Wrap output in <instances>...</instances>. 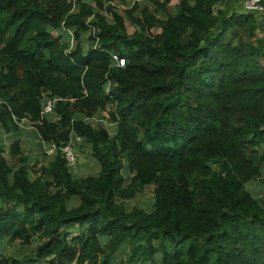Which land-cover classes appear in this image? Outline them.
<instances>
[{"label": "trees", "instance_id": "16d2710c", "mask_svg": "<svg viewBox=\"0 0 264 264\" xmlns=\"http://www.w3.org/2000/svg\"><path fill=\"white\" fill-rule=\"evenodd\" d=\"M141 1L0 0V125L28 120L56 149L29 166L14 141V169L0 146V242L31 248L0 264H113L120 251L123 264H264V191L249 188L264 190V20L234 0ZM73 136L96 176H75ZM146 187L152 211L128 209Z\"/></svg>", "mask_w": 264, "mask_h": 264}, {"label": "rangeland", "instance_id": "374dc122", "mask_svg": "<svg viewBox=\"0 0 264 264\" xmlns=\"http://www.w3.org/2000/svg\"><path fill=\"white\" fill-rule=\"evenodd\" d=\"M87 1L91 2V0H87ZM244 2L245 0H234L233 4L239 8L242 6L241 10L244 11ZM140 4L143 6H149L151 8L153 7V3L150 0L141 1ZM117 6L118 7L116 9L118 10V12L123 14L124 7L122 6V3L121 4L118 3ZM220 6L224 7L225 5L222 4ZM132 7H134V4L130 3L127 8H132ZM174 11L175 9L173 8L172 12ZM259 20L263 21L264 16H259ZM127 26L130 32L134 31V27L131 25L129 20H127ZM54 35L59 36L60 33L54 32ZM68 35H69V39L67 38V40L71 39L73 41V37L70 35V33H68ZM258 36L259 38L264 39V30L259 31ZM66 37L63 36V38H66ZM88 37H89V34L84 37V42H86ZM72 41H71V46H73L74 44V42L72 43ZM106 118H108L107 115H106ZM89 122L93 123L94 126H99L100 124H104L109 129L111 135H115L116 133L115 124L111 123L108 119H99V117H96V118L89 120ZM19 128H20L19 131L12 132V134H8L6 136L4 129L0 125V146L4 148V156L9 161V163L14 167V169H17L19 167L18 161L16 159H13L10 156V146L12 144V141H14L13 140L14 136L19 137V139L21 140L20 142L22 143V147L24 148L23 150L24 155L27 157V161H28V164H30V166L32 165V163L34 164L35 163H39V164L45 163V161H43L42 158L45 159L48 157L49 158L48 161H49L50 156L55 155L56 150L50 149L49 147L45 148L46 145L42 147L41 151L39 150L37 144H41L42 141L41 140L39 141L37 139L39 137H37V135L34 132H32L34 127L28 120L21 122V124L19 125ZM10 135L12 136L14 135V136L12 137ZM72 144H73L72 147L74 148L75 158H76V164L73 167L75 176L77 177L96 176L100 170V167H99L97 160L93 157V151H92L91 145H84L82 141L76 140L75 136H73ZM125 175L127 176V172H125ZM249 188L251 189L252 194L257 199L262 198V193L264 190H263L260 180L253 181L249 185ZM153 204H154V195L151 192L149 187H146L144 192L137 195L136 198L125 202V205L128 209H132L134 207H140L147 212L152 211ZM1 205H3V202L0 200V206ZM30 250L31 248L29 247L21 248L18 243L14 245H8L6 240H3L0 242V254H3L5 256H16V257H20L23 259V258L28 257ZM125 251H128V247H126ZM123 253L124 251H120L114 254L113 264H123V262L125 261V256ZM154 257L156 261L161 259V255L159 253H156ZM138 264H152V263L142 262Z\"/></svg>", "mask_w": 264, "mask_h": 264}, {"label": "built area", "instance_id": "2783aa9c", "mask_svg": "<svg viewBox=\"0 0 264 264\" xmlns=\"http://www.w3.org/2000/svg\"><path fill=\"white\" fill-rule=\"evenodd\" d=\"M116 8L118 7L117 4ZM244 11L246 13H255L258 16H264V0H245L244 2ZM114 61L118 67H124L125 66V60L123 58H119L117 56H114ZM57 100L46 98V103L43 107L42 115H48L53 113L54 106ZM76 140L82 141L81 138L75 137ZM73 138L71 139V142L69 145H67L63 152L66 155V158L68 160L69 165L73 168L76 164V158H75V152L74 148L72 147L73 144ZM72 235H77L76 233H72Z\"/></svg>", "mask_w": 264, "mask_h": 264}, {"label": "crops", "instance_id": "0c3cea01", "mask_svg": "<svg viewBox=\"0 0 264 264\" xmlns=\"http://www.w3.org/2000/svg\"><path fill=\"white\" fill-rule=\"evenodd\" d=\"M131 4H134L135 2L134 1H132V2H130ZM129 2L128 3H126V4H122V6L124 7V8H127L128 7V5L130 4ZM126 5V6H125ZM71 32V31H70ZM72 33V32H71ZM71 35V34H70ZM71 39L69 40V44H70V47L72 48V47H74V45H75V43L73 44V46H71ZM74 42V40L72 41V43ZM91 120V119H90ZM25 121V120H24ZM24 121H22V122H24ZM84 121H85V118H84ZM89 121V120H88ZM32 131V130H31ZM32 132H34L36 135H37V137H39V138H37L39 141L41 140V138H40V136L38 135V133H37V131L35 130V129H33V131ZM20 133H21V131H20ZM24 133V132H23ZM8 134H12L11 132L10 133H6L5 132V135L7 136ZM22 135V134H21ZM10 136H12V135H10ZM9 136V137H10ZM14 136V135H13ZM12 136V137H13ZM21 137V136H20ZM73 138V137H72ZM13 140L14 141H17V140H19V141H21L20 139H19V137H16V136H14L13 137ZM14 141H12V143L14 142ZM42 141V140H41ZM21 143V142H20ZM44 143V144H43ZM21 145H22V143H21ZM38 145V148H39V150L41 151V149H42V147H44L45 145H46V147L45 148H47V147H49L50 149H55V147L54 146H52V145H50V144H48V143H46V142H41V144H37ZM22 149L24 150V148L22 147ZM56 150V149H55ZM24 153V152H23ZM54 156H50V159H52ZM43 159V161H45V163H40V164H42V165H47L48 164V157L47 158H42ZM29 166H30V164H28ZM32 165H34V163H32Z\"/></svg>", "mask_w": 264, "mask_h": 264}, {"label": "bare ground", "instance_id": "6f19581e", "mask_svg": "<svg viewBox=\"0 0 264 264\" xmlns=\"http://www.w3.org/2000/svg\"><path fill=\"white\" fill-rule=\"evenodd\" d=\"M54 151V150H53Z\"/></svg>", "mask_w": 264, "mask_h": 264}]
</instances>
